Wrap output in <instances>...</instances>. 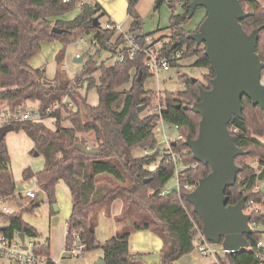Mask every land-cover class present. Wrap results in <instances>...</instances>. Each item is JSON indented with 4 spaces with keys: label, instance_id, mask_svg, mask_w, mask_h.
Masks as SVG:
<instances>
[{
    "label": "trees",
    "instance_id": "1",
    "mask_svg": "<svg viewBox=\"0 0 264 264\" xmlns=\"http://www.w3.org/2000/svg\"><path fill=\"white\" fill-rule=\"evenodd\" d=\"M127 1V12L133 19L130 31L140 33L142 18L136 10L139 0ZM239 1L244 10L251 14L240 21L245 32L250 34L263 27L259 33L256 53L264 63V5L258 0ZM162 2H168L173 12L170 18L171 42L162 53L171 56L174 51L183 50L181 60L196 58L192 66L208 71L204 75L206 83L198 79L193 82L192 78L182 76L184 90L177 95L165 92L163 98L167 104L163 120L177 126L186 140L196 139L201 116L193 112L191 107L200 101V88L211 89V80L215 77L210 61L205 56V47L198 46L195 41L187 38L189 34L199 31L203 21L195 30H187L184 27L192 19L189 17L190 2L161 0ZM178 4H181L180 13L176 12ZM76 8V0L71 3L63 0H0V110H38L46 116L47 107L63 101L74 86L70 97L76 110L66 109L65 117L62 111L53 115L54 130L44 123H14L15 131H24L34 143L33 152H38L44 158L43 169L37 173L26 169L23 173L24 180L37 177L39 190L45 193L52 206L57 203L59 184L70 183L68 188L72 209L67 221L66 240H70L72 231H81L86 253L102 248L107 264H145L135 259L143 256L142 254L130 252L132 231L149 230L160 236L163 241L161 264H172L185 255L198 254L196 226L202 229V221L193 212V206L185 198L184 207L174 203L172 197H160L156 193L173 178L174 164L160 151L141 157L133 155L135 149L154 150L159 143L156 137L158 117L138 113V109L155 95L153 90L145 88V80L149 75L143 68L142 60L127 59L124 63L116 62L111 66L100 64L101 52H110L105 43L113 37L111 31H105L101 27L100 18L105 14L101 6L86 4L81 7L77 16L69 19ZM95 18L99 20L98 26L94 25ZM54 27L67 32L53 33ZM84 33H97L100 37L103 49L96 53V56L100 55L98 62L95 63L94 58L89 59L75 79L67 71L59 72L53 79V84L48 85L46 70L34 68L31 65L33 58L41 52L45 43L60 41L66 48ZM175 43L179 45L173 49ZM65 48L56 56L58 64L65 57ZM179 63L173 62L172 67L179 66ZM130 82L131 87L124 89ZM84 88V95L78 93ZM94 90L99 98L96 105L89 100V94ZM242 102L243 118L234 116L228 128L237 147L243 149L246 156L236 158V164L243 170L238 174L236 184L226 190L228 205H236L243 197H253L258 202L263 199L261 192L254 191L257 183L264 181V173L258 175L257 168L248 159H257L260 165H264V142L261 141L264 138V111L259 106L254 107L247 97ZM30 104L37 107L29 109L27 106ZM184 106L189 108L185 110ZM64 121L69 126H64ZM89 134L94 136V145L89 144L85 137ZM81 144L89 148L98 146L100 154L89 156L81 153L78 151ZM174 150L178 154H184V160L189 164L196 162L184 141L178 142ZM156 163H159V167L150 170L149 167ZM210 172V166L200 164L194 178L200 181ZM0 196L17 205L13 213L0 212L1 232L11 239L24 233L26 238L37 240L39 233L23 221L22 215L32 212L43 200L34 199L28 205L23 203L12 172L6 138L0 140ZM117 201L123 204L119 220H130L131 227L126 225L124 233L117 234L101 245L97 239L96 220L102 213H111L113 204ZM143 212L147 216H143ZM131 217H136L139 222L133 227ZM246 238L249 248L232 255L224 252V257H218L215 264H257L253 248L258 237L251 234L246 235ZM34 249L38 254L50 257L48 240L42 243L36 241ZM48 264L55 263L50 261Z\"/></svg>",
    "mask_w": 264,
    "mask_h": 264
},
{
    "label": "water",
    "instance_id": "2",
    "mask_svg": "<svg viewBox=\"0 0 264 264\" xmlns=\"http://www.w3.org/2000/svg\"><path fill=\"white\" fill-rule=\"evenodd\" d=\"M159 3L161 0H157ZM189 1L192 18L196 10L203 7L207 16L200 24L199 31L188 35V39L198 46L205 45V56L209 59L215 77L211 80V89L200 88V101L194 103L192 111L201 116L199 135L196 139H187L185 146L191 149L193 159L211 172L200 179L196 189L186 196V201L193 206V212L202 221V232L205 239L215 245H221L225 253L232 255L250 247L246 235L252 234L249 226L251 217L244 213L247 197L236 205H228L226 190L236 184L238 174L243 170L236 164V158L246 156V152L237 147L228 128L233 117L243 118V98L251 100L254 107L264 111V86L260 80L264 70L256 47L259 33L263 27L247 34L240 21L250 17L239 0H186ZM94 25H99L95 18ZM53 33H66L64 29L54 27ZM179 43L173 45L175 49ZM86 53L77 63H82ZM100 56L94 57L98 62ZM141 76V75H140ZM193 82L197 79L192 78ZM181 107V105H179ZM189 106H184L187 110ZM146 105L138 109L143 113ZM15 131L14 124L0 127V140L8 133ZM176 143H173L175 146ZM78 151L85 155L97 156L99 147L78 146ZM39 156L38 152H35ZM148 182V181H146ZM70 186V183L67 184ZM264 194V186L261 189ZM44 192L39 191L37 200L42 201ZM58 212L57 204L53 205ZM128 225H131L128 220ZM24 244L26 235L18 234ZM25 250L27 246H23ZM145 264H161L160 253L136 257ZM99 264H107L102 260Z\"/></svg>",
    "mask_w": 264,
    "mask_h": 264
},
{
    "label": "built area",
    "instance_id": "3",
    "mask_svg": "<svg viewBox=\"0 0 264 264\" xmlns=\"http://www.w3.org/2000/svg\"><path fill=\"white\" fill-rule=\"evenodd\" d=\"M74 0H63L65 3H71ZM77 6L83 7L86 4L91 6H98V0H76ZM105 31H111L113 37L110 41L105 43V46L109 49L110 54L114 57L116 62L124 63L127 59L132 61L142 60L143 68L149 75V78H156L159 82L163 74L168 73L173 67L172 63H179L183 57V50L174 51L171 56L164 55L163 49L171 42L153 37H144L140 34L124 29L122 23L109 19L103 27ZM100 37L97 33L93 34H81L74 41L76 45L80 43H86L90 45L88 50L90 58H94L96 53L103 49L100 42ZM64 68L68 71L66 62L63 64ZM260 83L264 86V70L262 72ZM74 86L70 89L69 93L64 97L63 101L56 104H52L46 109V116H43L40 111L24 110L22 108L16 109L14 112L7 113V116L0 118V127L7 124H14L16 122H33L44 123L48 119H53L52 116L60 111L74 110L75 103L70 97V93L74 90ZM165 94L158 90L155 91L154 98L146 104V109L149 112V116L158 117L157 127L160 126L163 129L164 138L157 144L154 150L144 149L145 155H150L155 151H160L163 155L167 156V160L174 164L173 183H167L161 187L156 193L160 197H172L174 203H179L185 207L184 198L193 192L197 185L198 180L194 178V173L199 169L200 163L195 162L189 164L184 160V154H178L174 150L173 143L180 141H186V139L179 133L177 126H172L163 120V113L167 110V104L164 102ZM1 114V112H0ZM175 129L178 132L176 139H172L167 131ZM252 166L257 168L258 175L264 173V165H260L259 160H255ZM159 167V163H156L149 167L150 170H156ZM38 179L34 177L29 183V187L23 190V195L29 199H37L39 193ZM264 186V181L258 182L255 188V193L261 192ZM262 193V192H261ZM263 199L258 202L255 198L251 197L247 199L244 207V213L251 217L249 226L252 229V234L258 237V240L253 248V256L257 264H264V194ZM0 212L10 214L14 212V205L8 201L5 197L0 196ZM0 223V257L3 259L1 264H48V262H54L50 257L46 255L38 254L34 247L36 241L31 238H26L23 244L21 240L16 238H9L3 232H1ZM196 247L198 255L202 258H218V250L215 245L208 242L205 236L198 226H196ZM68 235V231H67ZM27 246L25 250L23 246ZM67 254L73 258H83L86 254V244L83 240L82 232L74 230L70 233V240L67 243ZM57 264L56 262H54Z\"/></svg>",
    "mask_w": 264,
    "mask_h": 264
},
{
    "label": "rangeland",
    "instance_id": "4",
    "mask_svg": "<svg viewBox=\"0 0 264 264\" xmlns=\"http://www.w3.org/2000/svg\"><path fill=\"white\" fill-rule=\"evenodd\" d=\"M104 2L106 8L114 11V14L117 15L120 20H127L128 23H131V19L124 10V3L119 2L120 0H99ZM262 5H264V0H258ZM99 3V4H100ZM80 7L77 6L76 10L72 13L71 16L78 14ZM137 10V9H136ZM176 12H181V4L176 5ZM172 10L168 4V2H158L157 0L150 1L146 0L145 2V9L142 11L141 18H142V28L137 32V34H143L146 36L153 37L154 39L159 40H166L171 41L170 38V18L172 16ZM207 15V11L205 8L200 7L196 10L194 16L190 20V22L184 27L187 30H195L197 28V25H199L205 16ZM70 17V16H69ZM68 17V18H69ZM111 19L109 15L102 16L100 18L101 27H104L107 21ZM124 26V25H123ZM130 30V29H126ZM78 38V37H77ZM76 38V39H77ZM75 39V40H76ZM65 48V45L60 41H54L51 43H45L42 47L41 52L33 58L32 60V66L34 67H47L49 74L53 75L54 70L56 67V62L54 59V53L57 51L62 50ZM90 48V45L86 43H80L76 45L74 42L67 45L66 49V61L68 65V71L64 68L63 64L57 65V73L62 71H67L71 78H76L82 71L86 64V62L91 59L89 54H86L85 61L82 63H77L74 60V57L77 53H88V50ZM107 57L106 51L101 52V62L105 61ZM109 58V60H106V65H113L114 59ZM113 61V62H112ZM196 61V58H189V59H182L179 63V66L173 67L168 73L163 74L159 82L156 80V78H148L145 80V88L147 90H153L155 91H162L164 94L165 92H170L173 95H177L178 92L183 91L185 88V83L181 79L182 76H187L190 78H195L198 80L203 81V83H206V80L204 79V75L208 74V71L200 68L192 66L194 62ZM77 75V76H76ZM49 76V75H48ZM50 77V76H49ZM74 78V79H75ZM46 82L48 85H52L53 81L49 80L46 76ZM131 82L125 85L124 89H129L131 87ZM85 88L78 91V93L85 94ZM153 92V93H154ZM78 99V98H77ZM89 100L90 103L96 105L99 101L98 95L96 91H91L89 94ZM27 107L29 109L33 107H37V105L30 104ZM28 109V108H27ZM76 110V107L73 111ZM0 118L3 116H7V113H9L8 108H2L0 110ZM143 116L149 115V112L147 110L142 113ZM63 116L65 117L64 111ZM44 124L54 130L55 129V120L48 119L44 122ZM64 126H69V123L67 121L63 122ZM167 134L172 138L176 139L178 132L175 129H172L171 131H167ZM86 139L88 140V143L91 145L95 144L94 136L93 135H86ZM156 137L157 140L160 142L164 138L163 129L158 126L156 128ZM7 142L9 146V151L12 159V172L14 173V176L17 180V187L22 188L23 190L26 189V187H29V183H25L23 181L22 172L24 168L30 167L33 172L37 173L43 166L44 159L42 156H36L33 152L34 146L29 143V139L22 133V132H11L7 135ZM261 141L264 142V138L261 139ZM30 145V146H29ZM32 146V148H31ZM92 147H98V146H92ZM90 147V148H92ZM133 155L136 157H141L144 154L143 150L141 149H135L133 151ZM249 163H253V160L248 159ZM255 161V160H254ZM37 170V172H36ZM173 183V179L169 181V184ZM61 184V185H60ZM58 186V192H57V206H58V212H55L53 209V206L47 201V198L45 197L43 199V202H41L40 206L33 209L32 212L24 213L22 216L23 221L30 225L32 228L36 229V231L39 233V237L37 239L38 242L47 241L48 239L52 238V245L51 250L53 256H56L54 254V247H57L60 245L62 248L65 246V226L69 219V216L71 214L72 209V200L70 196L69 188L66 184L60 183ZM24 204L28 205L30 203L29 200H24ZM123 204L121 201H117L113 204L111 213H107L106 217L105 215H99V217L96 220V231L98 229V238L99 243H104L107 239L110 237L109 229L107 230V219L114 218L120 225L121 229L119 230L118 234H122L125 232L126 225L128 227H131V225H128L127 221H120L119 216L121 215ZM112 215V217H111ZM143 216H147V213L143 212ZM133 220V226L135 224H138V219L136 217H131ZM145 218V217H144ZM133 232V231H132ZM152 235L159 237L160 236L155 233L154 231L150 232ZM161 239V238H160ZM162 240V239H161ZM215 245V244H214ZM216 249L218 250V257H224V251L222 249L221 245H215ZM198 255V254H197ZM104 256V252L102 248H98L96 250H93L89 253H86L84 255V258H69L67 256H64V264H81L83 260L86 262H89L93 264L92 262H95L99 260V258ZM202 258V257H201ZM206 264H209L212 260L211 257L209 258H202ZM216 260V259H215Z\"/></svg>",
    "mask_w": 264,
    "mask_h": 264
},
{
    "label": "crops",
    "instance_id": "5",
    "mask_svg": "<svg viewBox=\"0 0 264 264\" xmlns=\"http://www.w3.org/2000/svg\"><path fill=\"white\" fill-rule=\"evenodd\" d=\"M105 1V0H104ZM150 1H154V0H150ZM98 2L100 3V1L98 0ZM119 2H123L124 3V10L123 12H125V14H128L127 12V7H128V1L127 0H120ZM145 2L146 0H139L138 2V5L136 7L137 9V12L139 13V15L142 13V11L145 9ZM99 6H101V9H102V12L106 15H109L110 18L116 22H119V23H122L124 25V29H131V26H132V23H133V19L129 16V18L131 19V23H128V21L125 19V20H120V18L114 14V11L113 10H110L108 8H106L104 2L101 1V3L99 4ZM79 12H80V9H79ZM78 12V14H79ZM78 14L76 15H73L69 17V19H72L74 18L75 16H77ZM141 16V15H140ZM103 28V27H102ZM142 36H145V37H148L146 35H143V34H140ZM59 53V51L55 52L54 53V61L56 62V56L57 54ZM107 53V57L105 59V61L101 62L100 61V64L102 63H107L106 60H109V58H111V54L110 52H106ZM82 54L81 53H77L74 57V60L75 59H78V57H80ZM100 56V55H99ZM86 57V56H85ZM112 59H114V57H112ZM84 61H85V58H84ZM66 62L67 64V61H66V54H65V57L63 59V61L61 62L60 65L64 64ZM76 62V61H75ZM113 62V61H112ZM114 64L116 63L115 59H114ZM31 65H32V62H31ZM57 65L58 63L56 62V67H55V70H54V74L53 75H50L49 74V71H48V68L44 66V69L46 70V76L48 77L49 80H52L55 78L56 76V73H57ZM108 66H111L109 64H107ZM68 66V65H67ZM34 67V66H33ZM34 68H38V67H34ZM40 68H43V67H40ZM69 74V73H68ZM50 77H49V76ZM77 76V75H76ZM75 78V77H74ZM14 132V131H13ZM22 132L28 139H29V143H31L32 146H34V143L33 141L26 135V133L24 131H20ZM11 133V132H10ZM9 134V133H8ZM7 134V135H8ZM7 138V136H6ZM6 142H7V139H6ZM7 146H8V142H7ZM30 146V145H29ZM31 146V148H32ZM8 151H9V146H8ZM9 154H10V151H9ZM10 158H11V155H10ZM44 159V158H43ZM43 166H44V163H43ZM43 166L42 168L38 171L40 172L42 169H43ZM11 167H12V159H11ZM26 169H30L32 170L30 167L28 168H24L23 169V172H22V177H23V173ZM33 171V170H32ZM37 172V170H36ZM14 175V173H13ZM34 177H32L31 179L29 180H24V177H23V181H25V183L31 181ZM14 179L17 183V180L14 176ZM65 184V183H63ZM61 185V184H60ZM59 185V186H60ZM40 191V190H39ZM18 192L22 195L23 197V200H34V199H29L27 197H25L22 193H23V189L22 188H18ZM58 192V191H57ZM46 197L45 193H44V198ZM43 198V199H44ZM12 205H14V212L16 211L17 209V205L15 203H12ZM21 206V204H19ZM101 215H105V217L107 216L105 213H102ZM112 217V215H111ZM107 230L109 229V233H110V238H113L115 237L119 230L121 229L119 223L114 219V218H109L107 219ZM1 223V222H0ZM67 231V223H66V226H65V232ZM98 232V229L97 231ZM151 231L149 230H146V231H135V232H132L131 233V237H130V241H129V248H130V252L132 254H142L143 256L144 255H150V254H154V253H160L161 254V251L163 249V241L159 238V237H156L154 235H152L150 233ZM67 234V233H66ZM65 234V236H66ZM19 238V237H18ZM109 238V239H110ZM97 239H98V242H99V238H98V234H97ZM108 240V239H107ZM106 240V241H107ZM37 241V240H35ZM49 243H50V248H51V245H52V238L48 239ZM44 242V241H43ZM67 240L65 238V246L63 248V245H62V248L61 246L59 245L58 248L57 247H54V254H56V256H53L52 254V250L50 252V258L56 262L57 264H64L63 260H64V256H67V257H71L67 254ZM105 243V242H104ZM103 243V244H104ZM102 245V243H100ZM89 253V252H88ZM73 258V257H71ZM84 258V257H83ZM161 258H162V255H161ZM212 258V257H211ZM102 260H104V256L99 258V260L95 261V262H92L93 264H99ZM3 261V259L0 257V264L1 262ZM216 262H218V260H215V258H212L211 262L209 264H215ZM81 264H91L89 262H86L85 260H83L81 262ZM172 264H206V262H204V260L197 254H189V255H185L183 257H181L180 259L174 261Z\"/></svg>",
    "mask_w": 264,
    "mask_h": 264
},
{
    "label": "flooded vegetation",
    "instance_id": "6",
    "mask_svg": "<svg viewBox=\"0 0 264 264\" xmlns=\"http://www.w3.org/2000/svg\"><path fill=\"white\" fill-rule=\"evenodd\" d=\"M198 26V25H197ZM201 46H204L205 47V45L204 44H202Z\"/></svg>",
    "mask_w": 264,
    "mask_h": 264
}]
</instances>
